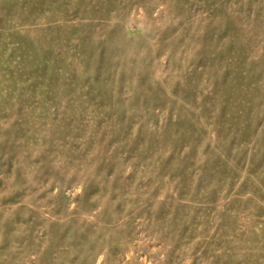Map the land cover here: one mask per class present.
Wrapping results in <instances>:
<instances>
[{
	"label": "rangeland",
	"instance_id": "rangeland-1",
	"mask_svg": "<svg viewBox=\"0 0 264 264\" xmlns=\"http://www.w3.org/2000/svg\"><path fill=\"white\" fill-rule=\"evenodd\" d=\"M0 264H264V0H0Z\"/></svg>",
	"mask_w": 264,
	"mask_h": 264
}]
</instances>
